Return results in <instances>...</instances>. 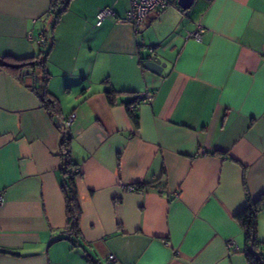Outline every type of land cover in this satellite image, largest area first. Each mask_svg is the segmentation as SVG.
Returning <instances> with one entry per match:
<instances>
[{"label":"crops","instance_id":"obj_1","mask_svg":"<svg viewBox=\"0 0 264 264\" xmlns=\"http://www.w3.org/2000/svg\"><path fill=\"white\" fill-rule=\"evenodd\" d=\"M164 1L135 27L129 0H69L54 24L52 0H0V59L49 48L60 109L44 108L35 74L0 66V264H248L234 214L264 194V0ZM107 5L115 15L97 24ZM151 56L160 74L143 66ZM63 134L79 169L77 242Z\"/></svg>","mask_w":264,"mask_h":264},{"label":"trees","instance_id":"obj_2","mask_svg":"<svg viewBox=\"0 0 264 264\" xmlns=\"http://www.w3.org/2000/svg\"><path fill=\"white\" fill-rule=\"evenodd\" d=\"M69 0H52L51 14L53 15V24L58 21L61 14L66 10ZM43 47L46 45V40L42 43ZM49 48L41 49L33 56L25 58H15L6 55L0 59V66L17 78H22L32 73L36 75V83L32 85L33 90L41 99L44 108L51 114H58L60 112L57 99L49 91L47 83L50 78V73L45 66L46 56ZM110 103H114V98L117 91L108 89L105 91ZM140 99L137 100V103ZM130 117L135 124H138V116L135 109L127 105ZM59 154L63 159V168L67 174V178L63 183V191L65 195L67 228L65 230L68 237L77 242L79 237V219L81 209L77 200V190L74 178L77 174L70 173V168L74 167L70 161V138L67 135H62L59 140ZM140 186V185H139ZM137 185V188H139ZM264 210V194L257 199H252L246 195L245 205L234 214L235 219L242 228L244 235V253L248 264H264V254L261 249H264V242L257 239V216L260 211ZM253 243V249L257 251L256 254L248 251V244ZM91 262V260H89ZM93 264V263H92Z\"/></svg>","mask_w":264,"mask_h":264},{"label":"built area","instance_id":"obj_3","mask_svg":"<svg viewBox=\"0 0 264 264\" xmlns=\"http://www.w3.org/2000/svg\"><path fill=\"white\" fill-rule=\"evenodd\" d=\"M129 8L126 12V19L130 23H132L135 27L138 26L139 22L150 12L153 10H162L166 7V2L164 0H129ZM115 12L111 6H103L101 7L97 13H96V18H97V24H100L104 18L108 16H114ZM204 31L202 25H198L197 28L189 32L188 35L199 40L201 37L202 32ZM41 41H44L43 36H41ZM147 99L146 94H141L140 95V100L144 101ZM75 117V113H71L64 119V125L67 127L71 124ZM70 173L77 174L79 172V169L77 167H72L69 170ZM121 189L125 191L129 190H134L137 189V184H130V183H125L121 182L120 184ZM2 202V198L0 195V203ZM109 262H112L115 260L114 255H109L108 259Z\"/></svg>","mask_w":264,"mask_h":264},{"label":"water","instance_id":"obj_4","mask_svg":"<svg viewBox=\"0 0 264 264\" xmlns=\"http://www.w3.org/2000/svg\"><path fill=\"white\" fill-rule=\"evenodd\" d=\"M193 1L194 0H177V4L182 10L187 12L190 6L192 5ZM143 66L154 73L160 74L165 66V62H162L160 58L156 56L145 57L143 61ZM248 251L253 254L257 253V251L253 249L252 242L248 244Z\"/></svg>","mask_w":264,"mask_h":264},{"label":"rangeland","instance_id":"obj_5","mask_svg":"<svg viewBox=\"0 0 264 264\" xmlns=\"http://www.w3.org/2000/svg\"><path fill=\"white\" fill-rule=\"evenodd\" d=\"M53 15H54V14H51V15H50L49 20H48L49 23H51V20L53 19ZM262 254H264V250H262Z\"/></svg>","mask_w":264,"mask_h":264}]
</instances>
